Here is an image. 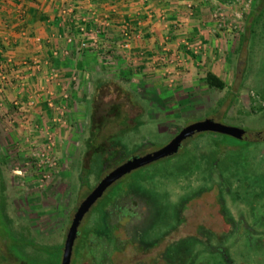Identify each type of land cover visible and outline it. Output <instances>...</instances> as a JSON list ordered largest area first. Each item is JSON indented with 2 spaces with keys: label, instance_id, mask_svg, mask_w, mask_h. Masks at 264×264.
<instances>
[{
  "label": "rangeland",
  "instance_id": "1",
  "mask_svg": "<svg viewBox=\"0 0 264 264\" xmlns=\"http://www.w3.org/2000/svg\"><path fill=\"white\" fill-rule=\"evenodd\" d=\"M246 1L219 2L228 3L223 12L238 27L237 34L220 31L213 44L221 89L206 86L201 75L193 84L175 77L170 85L155 83L158 95L152 96L136 80L113 82L108 69L106 86L139 102L136 124L117 117L122 109L107 112L97 95L89 108L85 100L94 90L74 104L72 94L62 97L67 109L60 115L43 106L37 112L35 95L20 93L12 102L17 92L1 85L0 264H59L72 213L96 181L205 117L246 135L196 132L175 153L116 179L82 216L69 264H264V0ZM92 109L101 125L88 163ZM102 147L113 150L105 159L121 150L125 156L99 171ZM84 167L88 172L79 177ZM102 208L99 232L95 213Z\"/></svg>",
  "mask_w": 264,
  "mask_h": 264
},
{
  "label": "crops",
  "instance_id": "2",
  "mask_svg": "<svg viewBox=\"0 0 264 264\" xmlns=\"http://www.w3.org/2000/svg\"><path fill=\"white\" fill-rule=\"evenodd\" d=\"M187 1H196L191 11L185 7ZM213 1L0 0V73L5 76H0V87L18 93L10 97L8 92L12 102H18L20 93L31 99L35 95L37 112L43 113L39 109L43 106L49 113L60 111L61 115L67 109L61 99L70 94L75 97L74 104L94 90L85 100L94 108L95 96L108 84V69L113 82L117 78L136 80L144 88L153 86L147 89L148 94L157 96L155 83L163 80L170 85L164 64L154 60L162 48L166 54L183 55L180 63L165 64L172 67L180 82L193 84L196 75L203 78L206 70L218 76L221 69L214 59L213 44L220 34L213 30L209 14ZM80 19L93 28L100 27L102 35L96 48H80L74 40L66 42L74 22ZM128 33L129 49L119 48L118 42ZM181 38H200L198 53L184 49ZM125 98L140 106L130 96ZM136 110L141 112L138 107ZM94 127V123L89 124L88 130Z\"/></svg>",
  "mask_w": 264,
  "mask_h": 264
},
{
  "label": "water",
  "instance_id": "3",
  "mask_svg": "<svg viewBox=\"0 0 264 264\" xmlns=\"http://www.w3.org/2000/svg\"><path fill=\"white\" fill-rule=\"evenodd\" d=\"M200 131H213L230 135L234 138H241L246 135V131L243 129L220 123L213 120L210 117L195 120L189 122L182 127L163 145L147 151L139 155H131L124 159L120 163L116 164L109 171H107L102 177H100L93 187L86 193V195L80 200L76 206L70 222L68 224L66 233L64 235L61 254L59 258V264H69V258L71 253V247L73 239L76 235L77 226L82 216L89 210L90 206L97 200L104 190L116 179L121 177L126 172L135 169L148 162L157 160L159 158L169 156L175 153L183 139Z\"/></svg>",
  "mask_w": 264,
  "mask_h": 264
},
{
  "label": "built area",
  "instance_id": "4",
  "mask_svg": "<svg viewBox=\"0 0 264 264\" xmlns=\"http://www.w3.org/2000/svg\"><path fill=\"white\" fill-rule=\"evenodd\" d=\"M196 1H187L185 2V7L191 11V8L194 7ZM246 2H249L247 0ZM245 2V5L247 6V3ZM228 5L227 2L219 3V1L211 8L210 10V18L212 20V28L215 32L220 33V31H223L224 29H231L233 33L237 34V20L232 18V20L229 21V19L226 17V15L223 12V9ZM237 15L238 13H234ZM239 18V17H238ZM81 21L74 22V29L72 35L66 36V42L71 43L73 40L76 41L77 46L82 47H88L92 46L96 48V46L99 43V36L102 35V31L99 26L97 27H91L87 23H83L82 19ZM130 34H126L121 38V41L118 42L117 46L121 49H129L130 47ZM181 43L186 50H191L192 53H198L199 48L201 47L202 41L200 38L194 39V40H188V38H181ZM166 49L162 48L161 52L155 57L154 60L160 62V64H164L165 68V77L166 82L171 84L174 80V75L172 72V67L169 69L167 68L168 65H172L174 63H180L182 59V54L179 52H173L171 54H166ZM165 64L167 65L165 67ZM175 64V65H176ZM1 78H4V74L0 73Z\"/></svg>",
  "mask_w": 264,
  "mask_h": 264
},
{
  "label": "trees",
  "instance_id": "5",
  "mask_svg": "<svg viewBox=\"0 0 264 264\" xmlns=\"http://www.w3.org/2000/svg\"><path fill=\"white\" fill-rule=\"evenodd\" d=\"M202 79L205 82L206 86L211 87V88L221 89L224 86L223 80L220 79L216 74H214L213 72H211L209 70H206L204 72V75H203ZM97 96L99 97V101L101 100L103 103L106 102V104L104 106H106V108H108V109H106L107 112L116 110L117 108L118 109H122V110H120L121 112H120L119 116H117V117H119L120 119L123 118L122 120L124 122L126 121L125 123L127 125L129 124V122H131L133 124L137 123V122H135V120L138 117L137 115L140 114V111L136 110V108L137 107L140 108V106H138L137 104H134L131 100H128L127 98H125L123 93H116L109 86L108 87L104 86L102 88V91L100 93H98ZM120 99L124 100L123 101L124 102L123 105L121 103L122 100H120ZM115 102L117 103V105L114 104ZM111 109H113V110H111ZM132 109L135 110L136 112L132 113ZM93 115H94V113L90 114L89 123L90 122H93L94 124L96 123L98 128L95 125L94 128L88 130V135H87L88 143L87 144L89 146H87L86 150H84V153H85L84 155H85V158H87L88 163H92L91 161H93V159L91 160V156H89V154L92 151H94V149H91V151L88 150V149H89L90 146L97 147V145H95V143H98V141H96V134H99V127L101 125L100 122L96 121V119L94 117H92ZM119 125H120V130L119 131H123L122 125L121 124H119ZM103 139H101V140H103ZM101 140H99V142ZM122 144L123 143H121L120 141H117V142L115 141L113 145L114 146L120 145V147H123V146H121ZM110 149H112V148L109 147L108 149H104L102 147L101 150L96 153L97 154V163L99 165L98 166L99 171H101L103 168H105V166H107L109 164L113 165L114 164L113 159H115V161H119V160H121L123 158V156H125V154H122V150H121L120 154L118 153V154L113 155L112 158H110L109 160L105 159V154L107 155V153H110V152L113 151V150L110 151ZM118 157H119V159L116 160V158H118ZM86 168L84 167V168L80 169L79 177H80L81 172L83 173L84 170H85V173L87 174L88 169H86ZM111 199H113V198L110 197L103 205L107 204L109 202V200H111ZM102 214H104V209L103 208L99 209L95 213L96 219H98V224H95L94 227L99 232H103L104 225H105L103 220H102V218L100 217ZM109 223H112V222L109 220ZM107 240L109 242L111 240H113V242H115V239H113L112 237H107ZM176 263H177V260H176Z\"/></svg>",
  "mask_w": 264,
  "mask_h": 264
}]
</instances>
